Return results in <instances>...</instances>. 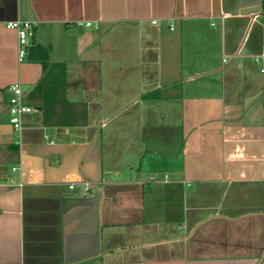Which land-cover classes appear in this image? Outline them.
<instances>
[{
    "label": "crops",
    "instance_id": "crops-1",
    "mask_svg": "<svg viewBox=\"0 0 264 264\" xmlns=\"http://www.w3.org/2000/svg\"><path fill=\"white\" fill-rule=\"evenodd\" d=\"M0 264H264V0H0Z\"/></svg>",
    "mask_w": 264,
    "mask_h": 264
},
{
    "label": "built area",
    "instance_id": "built-area-1",
    "mask_svg": "<svg viewBox=\"0 0 264 264\" xmlns=\"http://www.w3.org/2000/svg\"><path fill=\"white\" fill-rule=\"evenodd\" d=\"M155 23V22H154ZM87 27L93 26L91 22L85 24ZM82 26V23H79ZM9 29H13L18 35V60L24 61L28 55L29 40L34 36L36 23L29 21H14L7 24ZM173 27V26H172ZM259 61V60H258ZM9 121L16 133V145L21 143V134L24 128V116L34 112V107L30 105L23 94L20 83H14L9 88ZM71 189L76 188L75 185L70 186ZM90 190V184L85 183L84 192Z\"/></svg>",
    "mask_w": 264,
    "mask_h": 264
},
{
    "label": "trees",
    "instance_id": "trees-1",
    "mask_svg": "<svg viewBox=\"0 0 264 264\" xmlns=\"http://www.w3.org/2000/svg\"><path fill=\"white\" fill-rule=\"evenodd\" d=\"M45 51V54H46V59H48L49 57V49H44ZM45 64H47L48 61H43ZM54 66L58 67L61 69L60 73L63 75V77H65V65L64 64H55ZM158 95H157V92H149L147 94L144 95L145 98H149V99H153V98H156Z\"/></svg>",
    "mask_w": 264,
    "mask_h": 264
}]
</instances>
